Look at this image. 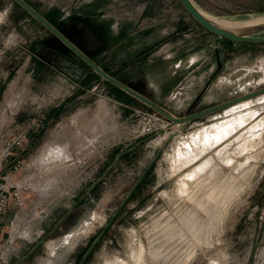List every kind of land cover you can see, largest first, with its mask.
I'll list each match as a JSON object with an SVG mask.
<instances>
[{"label":"rangeland","instance_id":"1","mask_svg":"<svg viewBox=\"0 0 264 264\" xmlns=\"http://www.w3.org/2000/svg\"><path fill=\"white\" fill-rule=\"evenodd\" d=\"M22 1L174 118L264 88V43L209 34L177 0ZM191 1L223 22L264 15V0ZM115 88L15 2L0 0V143L25 134L3 169L18 167L24 208L9 198L0 264L130 262L139 246L141 264H264V143L243 149L252 125L264 132V95L172 125ZM226 122L231 135L198 144ZM186 147L205 150L193 158Z\"/></svg>","mask_w":264,"mask_h":264},{"label":"water","instance_id":"2","mask_svg":"<svg viewBox=\"0 0 264 264\" xmlns=\"http://www.w3.org/2000/svg\"><path fill=\"white\" fill-rule=\"evenodd\" d=\"M15 2L22 10H24L30 17H32L38 24H40L48 33H50L54 38H56L61 44H63L70 52H72L79 60H81L94 74H96L101 80L111 84L117 89L121 90L125 94L134 98L135 100L141 102L143 105L147 106L155 113L159 114L165 120H167L172 125H184L202 116L214 113L219 110L233 105L237 102L252 99L258 95L264 94V88L244 94L232 100L223 102L221 104L214 105L212 107L206 108L199 112L190 114L181 118H174L167 114L165 111L157 107L154 103L144 98L140 94L134 92L130 88L122 85L118 81L112 79L102 70H100L93 62H91L85 55H83L77 48H75L67 39H65L57 30H55L51 25H49L45 20H43L37 13H35L29 6H27L22 0H12ZM185 13L204 31L212 34L220 39L234 42V43H250L259 44L264 43V36H258L264 33V26H257L249 30L244 34H234L226 30L220 29L213 24L209 23L194 7L191 0H177Z\"/></svg>","mask_w":264,"mask_h":264},{"label":"bare ground","instance_id":"3","mask_svg":"<svg viewBox=\"0 0 264 264\" xmlns=\"http://www.w3.org/2000/svg\"><path fill=\"white\" fill-rule=\"evenodd\" d=\"M192 2V1H191ZM193 3V2H192ZM194 5V4H193ZM194 7L197 9V11L201 14V16H203L209 23L213 24L214 26L226 30L228 32L234 33V34H244L246 32H248L249 30H251L254 27L257 26H264V15L262 16H256L253 18H250L248 20H243V21H233V22H223L220 20L215 19L214 17L206 14L205 12L201 11L200 9H198L195 5ZM264 95V94H261ZM260 96V95H258ZM256 96V97H258ZM255 98V97H254ZM253 99V98H252ZM251 102V99L248 100H244V101H240L237 102L233 105H230L226 108H224L223 110L231 107L232 109H236V108H243L244 106H246L247 104H249ZM250 114V113H249ZM252 116V115H251ZM244 119V118H243ZM264 119V118H263ZM235 120V119H234ZM248 120H242L239 119V123H246ZM262 121V120H261ZM231 122V121H230ZM235 122V121H234ZM238 123V122H237ZM234 124V123H233ZM232 124V125H233ZM254 124V123H253ZM229 122H226L225 125L223 126L222 124H220L219 126H217L216 124L214 126L211 127V129L207 132V131H203L200 135H198V139L196 141H198V144H200L202 147H204L205 149L211 147L212 144H215L217 142H220L221 140L225 139L226 137H228L229 135L232 134V125L228 126ZM259 125V124H258ZM261 125V124H260ZM258 126L257 124L252 125L250 127L251 130V136H250V142L249 143H244L243 145V149L244 152L249 153L251 151H253V149H261L260 146L262 145V143H264V132H259L256 133L255 129H257ZM236 128L234 127V130ZM253 130V131H252ZM250 132V131H249ZM239 139V138H238ZM246 139V138H245ZM240 140V139H239ZM196 145V144H195ZM239 146V145H238ZM199 147V146H198ZM185 149V153L188 155L191 154L190 156H192L193 158H195L197 155H199L202 151H204L205 149H195L191 150L190 147H186ZM257 151V150H256ZM260 151V150H259ZM182 155V152L180 153ZM184 154V155H186ZM231 154V153H230ZM241 155L240 153H236V155L238 156ZM255 155V154H254ZM253 155V156H254ZM183 156V155H182ZM189 159V158H188ZM222 160V159H221ZM227 160V159H226ZM232 161V160H231ZM230 162V161H229ZM212 161H206L205 164L200 168V170L202 171L205 167L211 165ZM241 165V164H240ZM239 167V166H238ZM199 172V171H198ZM197 172V173H198ZM196 173V174H197ZM213 174V173H212ZM187 176V175H186ZM191 176H195V174H190L189 177ZM188 177V176H187ZM213 177V176H212ZM187 179V178H186ZM191 179V178H190ZM182 181V183H181ZM180 181V187L178 188V191H180L183 195L186 194L188 192V187H187V183H184L183 180ZM187 182V181H186ZM179 186V185H178ZM189 186V183H188ZM196 191V190H195ZM179 193V192H178ZM189 196V195H188ZM192 196V195H191ZM190 196V197H191ZM186 198V195H185ZM192 199V198H191ZM190 199V200H191ZM80 229H77L74 233L73 236H77L79 235V233H81V231L85 232L84 228L79 227ZM143 249L139 246L137 248H134L132 250V254L130 255V262H125V261H115L111 264H141V255H142V251ZM143 262V261H142Z\"/></svg>","mask_w":264,"mask_h":264},{"label":"built area","instance_id":"4","mask_svg":"<svg viewBox=\"0 0 264 264\" xmlns=\"http://www.w3.org/2000/svg\"><path fill=\"white\" fill-rule=\"evenodd\" d=\"M24 140L25 134L22 132L21 134H10L8 139H3L0 143V235L2 229L1 220L9 198H13L14 205L18 209L24 208L23 198L14 182L19 174L18 167L12 165L8 170H3L13 157L14 150L20 147Z\"/></svg>","mask_w":264,"mask_h":264},{"label":"crops","instance_id":"5","mask_svg":"<svg viewBox=\"0 0 264 264\" xmlns=\"http://www.w3.org/2000/svg\"><path fill=\"white\" fill-rule=\"evenodd\" d=\"M9 210V209H8ZM8 212L6 211V214H7ZM6 217L7 216H3V218H2V222H5L4 220L6 219ZM77 229H80V228H77ZM77 229H75V230H73V231H71L69 234H68V238H67V240H66V242H65V245L67 244V243H70L69 242V240L71 239V241H73V239H74V237H76V236H73V233L77 230ZM81 233H82V231H81ZM81 233H79V235L81 234ZM73 238V239H72ZM72 243V242H71ZM72 245V244H71ZM71 245H69V246H71ZM67 247H69L68 246V244L66 245Z\"/></svg>","mask_w":264,"mask_h":264},{"label":"trees","instance_id":"6","mask_svg":"<svg viewBox=\"0 0 264 264\" xmlns=\"http://www.w3.org/2000/svg\"><path fill=\"white\" fill-rule=\"evenodd\" d=\"M112 86V85H111ZM113 87V86H112ZM115 88V87H114ZM116 90H118L120 93H122V91H120L119 89L115 88Z\"/></svg>","mask_w":264,"mask_h":264}]
</instances>
